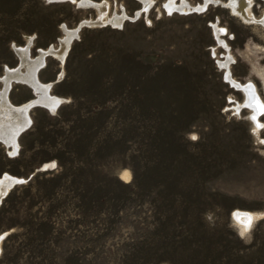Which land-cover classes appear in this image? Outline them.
<instances>
[{
    "label": "rangeland",
    "instance_id": "obj_1",
    "mask_svg": "<svg viewBox=\"0 0 264 264\" xmlns=\"http://www.w3.org/2000/svg\"><path fill=\"white\" fill-rule=\"evenodd\" d=\"M108 1V14L141 6ZM163 1L118 28L84 26L64 64L47 58L40 77L68 100L54 114L31 110L15 157L0 143V175L26 179L0 202V264H264V215L246 232L233 217L264 214V129L232 108L244 94L216 61L230 53L234 76L264 101V0L249 22L215 3L183 15ZM97 15L69 1L0 0V74L29 35L35 55L59 44L63 25ZM211 21L228 43L215 56ZM32 96L20 83L11 92L14 103Z\"/></svg>",
    "mask_w": 264,
    "mask_h": 264
},
{
    "label": "bare ground",
    "instance_id": "obj_2",
    "mask_svg": "<svg viewBox=\"0 0 264 264\" xmlns=\"http://www.w3.org/2000/svg\"><path fill=\"white\" fill-rule=\"evenodd\" d=\"M63 1L74 2L78 6L84 8H94L97 10L98 15L95 18H83L73 27L63 25L64 35L59 39V44L56 45L53 43L47 47H39L35 55L32 53V46L34 43V37L32 35L28 36L25 43L14 45V50H16L18 57V63L14 66L4 64L3 72L0 74V143L8 148V152L12 157L18 155V149L20 148V136L33 125L31 110L36 107H42L54 114L56 113L57 108L68 100L64 96L54 93L52 90L56 83L55 80L44 81L41 79L40 70L46 66L47 58L49 56L56 57L62 64H64L73 40L79 37L82 29L81 28L79 30V28L81 26L84 27L92 24H101L102 26L111 24L113 27L118 28L122 26L126 18L137 20L145 13L149 12L153 3L152 0H141V6L137 8L135 13L129 15V12L127 13L125 10H122V13L115 11L112 14H108V0H48L50 3ZM212 3L229 8L232 15L239 16L244 21L249 22L252 19L255 20L254 13L252 11L253 0H236L235 3L233 0H200L196 3H191L188 0H164L163 5L161 6L170 13L188 15L191 13H203L208 10L210 4ZM261 20H264V17L261 18ZM209 26L212 27L214 38L218 43L217 46H212L213 56H215L217 47H228V43L223 37L225 27H222L216 21H211ZM222 57L225 58H219L216 59V61L219 70L224 71V81L228 82L230 87L239 90L244 94L243 100L235 101L234 105L232 104V108L239 112L243 108H249L250 111L248 118L255 125L254 131L264 129V121L261 119V117L264 116V113L259 112L256 107H248L249 104L259 105L264 103L258 93L255 83L250 80L241 81L234 76L231 68L233 57L230 53L222 55ZM61 75L62 73L60 76ZM19 83L30 87L32 89L33 96L21 103H14L11 98V92L14 85ZM249 84L252 85L251 88L247 87ZM253 96H255L256 99H253ZM233 99L230 98V101H233ZM253 115L257 116L256 121L251 119ZM13 153H15V155H13ZM50 163L51 162L44 163L40 169L42 170L48 168ZM124 176L129 177V173L124 172ZM25 180L26 179L21 176L4 171L0 175V181H2V183H0V202L2 198L10 192V189L14 187V185L22 183ZM233 213H249L252 217V222L258 216L260 217V215H264L263 211L251 212L242 209H235ZM241 220H247V217L242 216ZM239 224L242 229H245V225L243 223ZM3 235H0V241Z\"/></svg>",
    "mask_w": 264,
    "mask_h": 264
},
{
    "label": "snow or ice",
    "instance_id": "obj_3",
    "mask_svg": "<svg viewBox=\"0 0 264 264\" xmlns=\"http://www.w3.org/2000/svg\"><path fill=\"white\" fill-rule=\"evenodd\" d=\"M233 2L235 3L236 0H233ZM261 23H264V20H262ZM262 63H264V61H262ZM247 87L248 88H251L252 85L249 84V85H247ZM253 99H256V97L253 96ZM248 107H256L259 112L264 113V103H261L259 105H251V104H249ZM251 119L253 121H256L257 120V116L256 115H253ZM261 143H264V140H262ZM13 155H15V153H13ZM54 166L55 165H50L49 167H54ZM0 183H2V181H0ZM233 216L235 217V219L237 220V222L243 223L245 225V231H247L248 228L252 224V217H251V215L249 213H233ZM242 216H246L247 217V220H241V217ZM243 234H244V232L241 233V235H243Z\"/></svg>",
    "mask_w": 264,
    "mask_h": 264
},
{
    "label": "water",
    "instance_id": "obj_4",
    "mask_svg": "<svg viewBox=\"0 0 264 264\" xmlns=\"http://www.w3.org/2000/svg\"><path fill=\"white\" fill-rule=\"evenodd\" d=\"M81 28H83L82 26L79 28V30L81 29Z\"/></svg>",
    "mask_w": 264,
    "mask_h": 264
},
{
    "label": "built area",
    "instance_id": "obj_5",
    "mask_svg": "<svg viewBox=\"0 0 264 264\" xmlns=\"http://www.w3.org/2000/svg\"><path fill=\"white\" fill-rule=\"evenodd\" d=\"M9 153V152H8ZM10 155V154H9Z\"/></svg>",
    "mask_w": 264,
    "mask_h": 264
}]
</instances>
